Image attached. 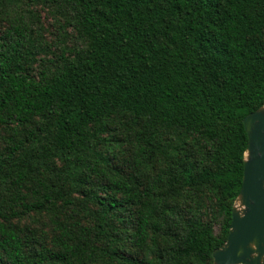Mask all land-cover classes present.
<instances>
[{
	"label": "trees",
	"instance_id": "1",
	"mask_svg": "<svg viewBox=\"0 0 264 264\" xmlns=\"http://www.w3.org/2000/svg\"><path fill=\"white\" fill-rule=\"evenodd\" d=\"M264 105V0H0V264H212Z\"/></svg>",
	"mask_w": 264,
	"mask_h": 264
},
{
	"label": "water",
	"instance_id": "2",
	"mask_svg": "<svg viewBox=\"0 0 264 264\" xmlns=\"http://www.w3.org/2000/svg\"><path fill=\"white\" fill-rule=\"evenodd\" d=\"M247 144L241 187L231 209L225 242L212 264H264V105L243 120Z\"/></svg>",
	"mask_w": 264,
	"mask_h": 264
}]
</instances>
